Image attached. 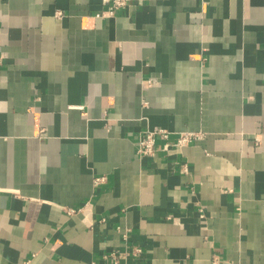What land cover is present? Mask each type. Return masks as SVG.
<instances>
[{
    "label": "crops",
    "instance_id": "0c3cea01",
    "mask_svg": "<svg viewBox=\"0 0 264 264\" xmlns=\"http://www.w3.org/2000/svg\"><path fill=\"white\" fill-rule=\"evenodd\" d=\"M106 11L0 0V264H264V0Z\"/></svg>",
    "mask_w": 264,
    "mask_h": 264
},
{
    "label": "built area",
    "instance_id": "2783aa9c",
    "mask_svg": "<svg viewBox=\"0 0 264 264\" xmlns=\"http://www.w3.org/2000/svg\"><path fill=\"white\" fill-rule=\"evenodd\" d=\"M102 4L107 7V14L108 16H113L116 10L125 7L131 0H101ZM157 83L156 79L149 78L147 79L143 85L146 88H151L153 85ZM146 102L142 101V106L146 107ZM201 135L199 134H182L179 136L176 143L172 144L175 148H183L189 144H192L198 140L201 139ZM168 138V132L161 129H153V130H145L143 131L137 140V147H136V155L138 157H146V156H152L155 153V144L157 139L167 140ZM169 145L168 142L165 144V148H167ZM105 178H97L95 179L94 183L99 184L101 182H104ZM75 213L74 210H68L67 214L72 215ZM199 218L201 220H204L203 213H199ZM141 250L139 248H134L133 251L126 252L125 256H135L140 254ZM110 257L113 258V264H118V257L115 254H111ZM216 260L213 261V264H216Z\"/></svg>",
    "mask_w": 264,
    "mask_h": 264
}]
</instances>
